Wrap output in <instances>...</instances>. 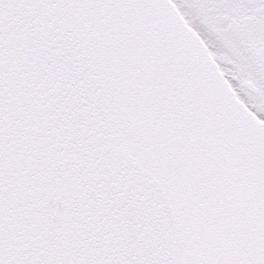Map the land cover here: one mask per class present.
I'll use <instances>...</instances> for the list:
<instances>
[{
	"label": "snow or ice",
	"instance_id": "snow-or-ice-1",
	"mask_svg": "<svg viewBox=\"0 0 264 264\" xmlns=\"http://www.w3.org/2000/svg\"><path fill=\"white\" fill-rule=\"evenodd\" d=\"M0 264H264V0H0Z\"/></svg>",
	"mask_w": 264,
	"mask_h": 264
}]
</instances>
